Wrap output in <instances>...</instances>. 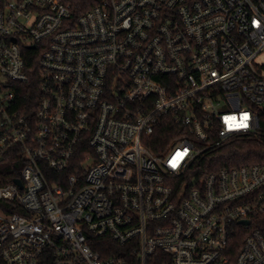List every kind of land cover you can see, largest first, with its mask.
I'll list each match as a JSON object with an SVG mask.
<instances>
[{
	"label": "built area",
	"instance_id": "built-area-1",
	"mask_svg": "<svg viewBox=\"0 0 264 264\" xmlns=\"http://www.w3.org/2000/svg\"><path fill=\"white\" fill-rule=\"evenodd\" d=\"M75 1L0 0V264H264V164L188 175L260 131L264 0Z\"/></svg>",
	"mask_w": 264,
	"mask_h": 264
},
{
	"label": "trees",
	"instance_id": "trees-1",
	"mask_svg": "<svg viewBox=\"0 0 264 264\" xmlns=\"http://www.w3.org/2000/svg\"><path fill=\"white\" fill-rule=\"evenodd\" d=\"M101 0H76L75 17L81 13L96 6ZM41 53L39 48L36 50H27L25 52V71L27 81L18 84L17 105L26 112L35 109L39 91V59ZM260 131L257 134H247L236 136L227 141L221 148L216 149L210 157L204 159L202 169L190 170L188 175L199 178L205 173L215 171L223 167H236L243 165L264 164V115L260 117ZM160 142H169L171 135L168 129L160 130L157 134ZM25 166V161L21 154L15 153L4 156L3 170L0 171V186L10 179L19 178L20 172ZM254 226L264 232V212L254 219ZM99 244L94 249L99 251L103 257L109 255V252L119 251L116 244L108 239L98 240Z\"/></svg>",
	"mask_w": 264,
	"mask_h": 264
},
{
	"label": "water",
	"instance_id": "water-1",
	"mask_svg": "<svg viewBox=\"0 0 264 264\" xmlns=\"http://www.w3.org/2000/svg\"><path fill=\"white\" fill-rule=\"evenodd\" d=\"M34 48H35L34 46L31 47V49H34ZM2 161H3V159L0 158V162H2ZM16 182H17L19 185L22 184L21 181H20L19 179H16ZM243 223H244V224H248V221L245 220V221H243Z\"/></svg>",
	"mask_w": 264,
	"mask_h": 264
},
{
	"label": "rangeland",
	"instance_id": "rangeland-1",
	"mask_svg": "<svg viewBox=\"0 0 264 264\" xmlns=\"http://www.w3.org/2000/svg\"><path fill=\"white\" fill-rule=\"evenodd\" d=\"M3 170V162H0V171Z\"/></svg>",
	"mask_w": 264,
	"mask_h": 264
}]
</instances>
